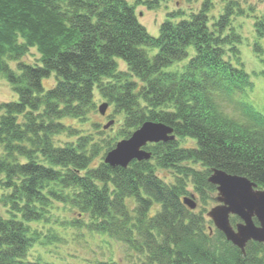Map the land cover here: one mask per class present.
<instances>
[{
  "label": "trees",
  "instance_id": "obj_1",
  "mask_svg": "<svg viewBox=\"0 0 264 264\" xmlns=\"http://www.w3.org/2000/svg\"><path fill=\"white\" fill-rule=\"evenodd\" d=\"M157 4L0 0V78L17 96L0 103V188L6 190L0 203L9 215H0V264H58L28 257L37 240L58 239L31 224H49L60 201L81 217L89 215L92 232L123 244L139 264H264L263 243L250 241L243 252L206 216L216 203L217 186L209 182L213 168L246 176L264 189V104L251 97L264 69L251 74L240 61L232 4L213 23L208 1L188 18L169 14L155 37L136 7ZM255 30L256 43H262L264 20ZM32 48L40 54L35 65L21 61ZM254 55L264 61L263 43ZM53 75L55 84L46 86ZM247 89L250 94L243 93ZM96 90L122 115L120 140L146 121L172 126L176 139L148 145L150 160L127 168L106 164L116 144L77 133L62 121L86 120L96 111ZM237 92L245 99L231 114L220 97ZM252 104L263 106V113ZM63 135L68 139L62 144ZM159 169L171 173L173 182H165ZM190 185L200 211L184 203ZM239 221L231 217L234 226Z\"/></svg>",
  "mask_w": 264,
  "mask_h": 264
},
{
  "label": "rangeland",
  "instance_id": "obj_2",
  "mask_svg": "<svg viewBox=\"0 0 264 264\" xmlns=\"http://www.w3.org/2000/svg\"><path fill=\"white\" fill-rule=\"evenodd\" d=\"M130 4H134V0H127ZM208 1L210 4L209 18L210 22H214L224 11V8L230 3L234 6V15L231 27L234 29L241 41L239 49L241 51L242 65L253 74L264 69V61L254 55V47L264 45V40L256 43L255 23L264 20V0H158V4L154 9H148L147 6H137L136 14L139 21L148 29L152 36L160 35V25L167 19L169 14L179 13V18H188L192 13L200 11L203 4ZM178 18V19H179ZM194 52V48H190ZM231 55L227 53V58ZM40 54L36 48H32L30 52L24 56L21 61L27 64H38ZM236 66L241 63L236 59L233 61ZM17 62H11V67L16 69ZM183 63L177 65L178 68ZM121 70H126V66L121 63ZM256 80L257 87L254 89L251 97L261 101L264 104V75H259ZM54 75L46 82V86L54 85ZM251 89H247L244 94H250ZM227 96V97H226ZM220 97V101L228 107L227 112L233 113V107L237 105L241 99H245L242 93L227 94ZM250 96L248 100H252ZM17 96L8 81L0 78V103L16 100ZM95 101L97 105L96 111H91L86 120H76L65 118L62 121L71 124L77 133L93 136L98 141H108L110 145L116 144L122 136L119 134L124 129L122 123V115L114 113L113 106L108 107L107 114L102 115L99 112V106L108 102L102 98L98 90L95 92ZM255 109L263 113V106L252 104ZM114 120V124L105 129V125ZM79 135V134H78ZM113 138V139H112ZM68 139L67 135L59 138L63 144ZM112 139V141H111ZM125 139V138H124ZM116 142V143H115ZM184 146H194L191 140H184ZM106 153V148L101 151L98 160L102 154ZM96 159V160H97ZM159 176L167 182H173L174 178L168 171L159 169ZM72 189H67L65 193L71 194ZM6 190L0 188V198ZM189 193L194 194L195 200L199 206L196 211L201 210V201L195 193L192 185L189 187ZM189 196V195H188ZM216 204V203H215ZM215 204L207 208L210 210ZM135 205H133L134 207ZM132 207V208H133ZM207 213V212H206ZM0 215L8 217L7 208L0 203ZM81 219L78 227L73 226V222ZM91 217L86 215L81 217L79 211L69 203L55 202L54 207L49 215V224L45 222L32 223V229L37 232L52 233L58 236V239L45 238L37 240L29 253V260L42 262H55L58 264H104L108 262H120V264H139V259L129 254V250L121 243L111 239L106 234L92 232L89 228ZM47 233V234H48Z\"/></svg>",
  "mask_w": 264,
  "mask_h": 264
},
{
  "label": "water",
  "instance_id": "obj_3",
  "mask_svg": "<svg viewBox=\"0 0 264 264\" xmlns=\"http://www.w3.org/2000/svg\"><path fill=\"white\" fill-rule=\"evenodd\" d=\"M108 107V103L100 105V113L105 115ZM113 123V120L108 122L105 129ZM175 138L173 127L162 122L146 121L129 138L119 141L106 154L104 162L112 167L127 168L134 160L151 159L152 152L144 149L148 143H166ZM209 182L217 185L218 189V204L208 212L216 228L243 252L249 241L264 244V189H259L246 176L229 174L219 168H213ZM184 203L191 209L197 207L194 195L186 197ZM232 215L242 220L236 227L230 221ZM254 219L258 220V224Z\"/></svg>",
  "mask_w": 264,
  "mask_h": 264
},
{
  "label": "bare ground",
  "instance_id": "obj_4",
  "mask_svg": "<svg viewBox=\"0 0 264 264\" xmlns=\"http://www.w3.org/2000/svg\"><path fill=\"white\" fill-rule=\"evenodd\" d=\"M106 103H108V102H106ZM134 161H136V160H134ZM132 162H133V161H132ZM132 162H131V163H132ZM131 163H130V164H131ZM122 168H123V167H122ZM185 198H186V197H185ZM185 198H184V199H185ZM197 208H198V204H197V207L193 208L192 210H195V211H196ZM206 216L210 219V217L208 216V214H206Z\"/></svg>",
  "mask_w": 264,
  "mask_h": 264
}]
</instances>
